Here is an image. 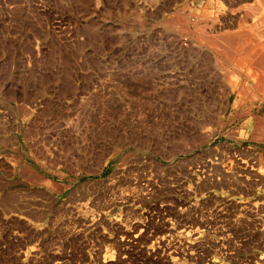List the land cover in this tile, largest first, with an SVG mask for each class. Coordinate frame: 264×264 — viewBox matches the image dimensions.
Masks as SVG:
<instances>
[{
    "label": "rangeland",
    "instance_id": "374dc122",
    "mask_svg": "<svg viewBox=\"0 0 264 264\" xmlns=\"http://www.w3.org/2000/svg\"><path fill=\"white\" fill-rule=\"evenodd\" d=\"M264 0H0V264H264Z\"/></svg>",
    "mask_w": 264,
    "mask_h": 264
},
{
    "label": "bare ground",
    "instance_id": "6f19581e",
    "mask_svg": "<svg viewBox=\"0 0 264 264\" xmlns=\"http://www.w3.org/2000/svg\"><path fill=\"white\" fill-rule=\"evenodd\" d=\"M264 2V1H263Z\"/></svg>",
    "mask_w": 264,
    "mask_h": 264
}]
</instances>
